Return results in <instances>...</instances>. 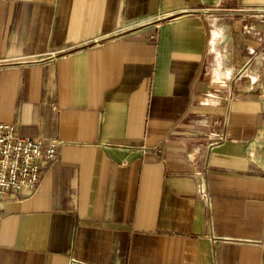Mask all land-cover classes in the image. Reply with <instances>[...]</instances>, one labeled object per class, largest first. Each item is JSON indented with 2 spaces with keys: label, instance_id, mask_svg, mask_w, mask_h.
I'll return each mask as SVG.
<instances>
[{
  "label": "crops",
  "instance_id": "0c3cea01",
  "mask_svg": "<svg viewBox=\"0 0 264 264\" xmlns=\"http://www.w3.org/2000/svg\"><path fill=\"white\" fill-rule=\"evenodd\" d=\"M0 58L58 142L0 264H264V0H0Z\"/></svg>",
  "mask_w": 264,
  "mask_h": 264
},
{
  "label": "built area",
  "instance_id": "2783aa9c",
  "mask_svg": "<svg viewBox=\"0 0 264 264\" xmlns=\"http://www.w3.org/2000/svg\"><path fill=\"white\" fill-rule=\"evenodd\" d=\"M8 63L0 58V74ZM57 144L56 139L45 145L39 136L20 135L12 123L0 120V202L5 198L18 199L33 190L40 177L41 159L55 157Z\"/></svg>",
  "mask_w": 264,
  "mask_h": 264
}]
</instances>
